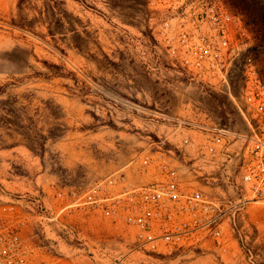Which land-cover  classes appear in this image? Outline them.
<instances>
[{
  "label": "rangeland",
  "instance_id": "1",
  "mask_svg": "<svg viewBox=\"0 0 264 264\" xmlns=\"http://www.w3.org/2000/svg\"><path fill=\"white\" fill-rule=\"evenodd\" d=\"M151 1L25 0L21 8L0 0V100L9 99L0 111L16 106L25 119L0 117V211L23 210L25 243L45 264H111L128 252V231L81 202L109 178L117 190L147 179L143 161L157 150L190 166L194 147H178L200 134L176 131V123L249 130L240 94L248 57L264 79V0H222L244 47L231 93L192 79L168 54L153 26L171 9ZM36 197L47 207L43 219L33 211ZM253 221L246 249L234 240L222 255L207 241L159 257L136 254L132 264H264V222Z\"/></svg>",
  "mask_w": 264,
  "mask_h": 264
},
{
  "label": "built area",
  "instance_id": "2",
  "mask_svg": "<svg viewBox=\"0 0 264 264\" xmlns=\"http://www.w3.org/2000/svg\"><path fill=\"white\" fill-rule=\"evenodd\" d=\"M163 2L171 14L153 26L155 37L192 79L231 93L233 66L244 54L237 16L222 0ZM240 96L249 130L176 123V131L200 134L185 136L178 147H194L190 166L172 150H157L143 161L147 179L117 190L118 179L109 178L86 194L85 210L99 211L133 237L128 252L111 264H132L137 255L159 257L207 241L222 255L234 240L246 249L250 220L264 222V79L252 57L245 62ZM26 196L19 197L23 208ZM35 201L33 211L43 219L47 207L40 197ZM14 208L0 211V264H45L30 254L23 237L27 216Z\"/></svg>",
  "mask_w": 264,
  "mask_h": 264
},
{
  "label": "trees",
  "instance_id": "3",
  "mask_svg": "<svg viewBox=\"0 0 264 264\" xmlns=\"http://www.w3.org/2000/svg\"><path fill=\"white\" fill-rule=\"evenodd\" d=\"M24 1L25 0H19V6L22 8L23 7V4H24ZM262 8L261 7H259V5L258 6H256L255 7V11H258V10H261ZM46 62V64L48 65V66H55V67H59V65H57V64H51V63H48L47 61H45ZM5 87H1L0 88V95H2L3 93H5L6 92V90L4 89ZM7 101H9V99H2V100H0V103H5V102H7ZM19 109H21V108H18V107H14L13 109H1V111L0 112H2L1 114H0V117H2V118H5V120H3V122L5 121V122H9V123H25V119L23 118V115H21L20 114V112H19ZM19 112V113H18ZM27 113V112H26ZM5 114H9V116L7 117V115H5ZM14 116H16L17 117V119H12V117H14ZM27 119L29 120V123H36V121H35V119H34V117L33 116H30V115H28L27 116ZM21 126V125H20ZM22 134H25V133H22ZM44 137V136H43ZM45 138V137H44ZM40 144V148L41 149H44L45 148V142H41V143H39ZM32 150H34V148H33V146L31 145V147H30Z\"/></svg>",
  "mask_w": 264,
  "mask_h": 264
}]
</instances>
